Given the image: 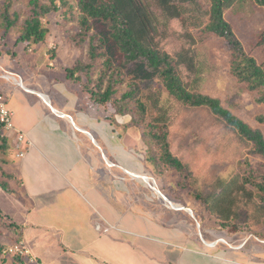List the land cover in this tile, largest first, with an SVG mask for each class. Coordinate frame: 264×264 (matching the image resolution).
I'll return each instance as SVG.
<instances>
[{
  "label": "trees",
  "instance_id": "obj_1",
  "mask_svg": "<svg viewBox=\"0 0 264 264\" xmlns=\"http://www.w3.org/2000/svg\"><path fill=\"white\" fill-rule=\"evenodd\" d=\"M241 1L23 0L26 11L18 13L12 10V0H0V40L15 31V45L25 44L36 52L48 37L45 19L58 13L69 17L77 27L73 49L81 52L86 47L88 62L78 59L66 67V80L96 108L109 110L105 120L112 125L114 116H125L130 119L124 127L143 129L148 141L144 139L142 164L150 178L163 188L159 179L174 174L182 190L193 186V200L204 205L221 228L264 240V234H254L264 226V163L252 164L248 159L264 160V135L224 108L219 99L198 90L201 67L196 46L216 38L229 53L231 75L257 94V104L264 105V63L245 52L225 19L226 12ZM253 2L264 9V0ZM257 45L264 49V30ZM50 58L55 59L54 51ZM163 89L173 102H162ZM170 104L178 105V110ZM192 109L208 114L198 130L201 141L210 146L203 150L194 148L198 133L182 117V112ZM257 121L264 124V116ZM7 148L0 123V151ZM221 160L237 163V172L228 179L212 174ZM13 178L1 172L0 188L6 193L11 194L8 183ZM18 228L0 211V264L7 260L24 264L25 258L2 257L9 245L3 232L11 235Z\"/></svg>",
  "mask_w": 264,
  "mask_h": 264
},
{
  "label": "crops",
  "instance_id": "obj_2",
  "mask_svg": "<svg viewBox=\"0 0 264 264\" xmlns=\"http://www.w3.org/2000/svg\"><path fill=\"white\" fill-rule=\"evenodd\" d=\"M2 65L1 71L15 76V81L0 79V94L13 112L14 126L12 131L4 130L8 148L0 151V178L1 172L14 177L8 183L14 196L17 187L30 185L28 205L19 214L26 219L15 223L20 227L10 235L9 245L15 238L22 241L44 264H264V240L256 236L243 237L233 246L220 239V231L204 227L202 233L201 227L199 240L194 232V211L180 198L168 195L167 184L161 188L156 181L154 187L149 179L135 175L139 163L132 151H126L135 150L131 133H124L126 148L119 152L122 133L116 132V123L103 121V114L93 121L82 110L76 111L79 87L65 76L62 84H54L61 91L54 94V100L53 87L33 71V65L13 69L14 74ZM72 86L76 91L69 89ZM118 118L128 123L125 116ZM93 124L100 126L96 135ZM106 125L112 133L102 131ZM19 133L26 142L17 148ZM89 134L93 143L97 136L99 147L92 145ZM100 151L106 152L103 158ZM118 154L127 169L116 162ZM139 165L150 178L142 163ZM117 171L127 173L143 193L136 194L134 187L128 193L118 183L114 185L121 178ZM4 192L0 188L2 196ZM180 213L189 217L178 219ZM150 245L154 246L152 252L147 249ZM24 264H29L27 259Z\"/></svg>",
  "mask_w": 264,
  "mask_h": 264
},
{
  "label": "rangeland",
  "instance_id": "obj_3",
  "mask_svg": "<svg viewBox=\"0 0 264 264\" xmlns=\"http://www.w3.org/2000/svg\"><path fill=\"white\" fill-rule=\"evenodd\" d=\"M12 1L13 11H16L18 13H23L24 11H26L23 5V0ZM225 19L232 26V29L239 41L242 43L245 52L254 57L258 63L263 64L264 49L261 46L257 45V42L258 34L264 30V9L260 6H257L253 2V0H242L231 10L226 12ZM45 21L46 27L48 28L49 32L46 43L41 49L36 50L35 52L31 47H28L25 44L19 43L15 45L17 33L15 31H12L8 35H6L4 39L0 40V63H3L5 65H2V67L9 68L6 71L10 70L11 73L14 72L13 69L19 67L24 68L26 66H29L28 64L33 65V71L39 72L40 76L44 77V79L47 78V80L49 81V85L53 87L55 93L53 92L51 96L54 98V100H56V96H54V94L57 95V93H61V91L57 89L58 85L54 84H62L60 83V80H62L65 76V68L72 66L78 59L85 63L88 62L87 48L85 47L83 50H81V52L73 49L74 45L72 43V37L75 36L77 27L69 17H65L62 13H58L55 15H50L45 19ZM196 50L198 52V61L200 62L201 67V83L198 90L203 94L219 99L224 108L229 109L237 117L249 124L253 129L261 130L264 135V124H261L257 121L258 117L264 116V105L257 104V102L255 101L258 97L257 94L247 91L246 88L238 83L236 79L231 75L229 70V53L226 51L222 41L216 38H209L208 40L197 44ZM53 51L55 53V59L50 58ZM31 74H34V72H32ZM21 76H23V74H21ZM14 77L15 76H12L8 73H3V71L0 72L1 80L4 79V81H11L10 83H14ZM39 77L37 76V79L38 82L41 83ZM55 77L56 80H54ZM18 80L22 82L21 79L17 78L16 81ZM18 89L22 90L21 87H18ZM69 89L71 91H76V88L74 86ZM123 89H125V87H122V90ZM77 97L80 100L79 102H75L76 104H78L75 108L76 111L82 110L83 114L91 117L93 121L99 120L100 114H103V116L101 117L103 121L105 120V117L107 118L108 115H111V112L109 110L104 112L102 109L99 110L98 108L93 107L92 104L84 96L80 97L79 95H77ZM160 98L162 102H168L169 100L170 102H173L164 89L162 90V93H160ZM170 105H172L169 107L171 109L178 110L179 108V106L176 104ZM182 117L185 119L184 121H187L191 125H193V132L198 133L200 126L208 119V114L203 110L192 109L186 111L185 113L182 112ZM127 119L130 118L127 117ZM123 120L125 119H119L118 116L113 117V123H116L117 125L116 132L122 133V138L118 136V151L123 152L122 150L126 148L123 147L126 146L124 144L127 141L125 139L126 136L124 133H131L134 138L133 141L135 144V150H131L128 148H126L127 150H125L132 151L133 158L137 159V162L141 164L143 155L142 153L146 148L144 139L146 141H148V139L146 137L143 139V129L137 127H124L125 122H123ZM93 125L95 126V129H93V133H95L96 135L97 130L100 129V126L98 124ZM103 130H105L106 133H112L109 125H106L102 129V131ZM89 137L91 139L92 145H94L95 147L100 146V140L97 138V136V143H93L91 134H89ZM190 139L192 140L191 137ZM201 139L202 137L200 133H198L197 137L193 138V145H195L194 148L203 150L204 147H210L207 143L201 141ZM105 153L102 152L100 154L102 158L104 157ZM248 159L252 164H256L259 162L264 163V160H262L260 157L250 156ZM116 162L120 167L124 169L128 168L127 164L122 162V157H120V154H118ZM139 164L138 173L133 174L142 177L146 175V173ZM236 172L237 163L229 160H221L219 162H216L212 167V174L215 177H219L221 179H228ZM117 173L121 178L128 179L126 181H120L121 178H118L117 180H114V185L118 183L119 187H122V190L128 193L132 187H134L135 192L141 191V187L138 186L136 182H133L134 180H130V177L127 173L122 171H117ZM159 180L160 182L164 181V184H167L166 187H164L167 193H169L171 196L179 195L181 200L180 202L184 203V205L194 211L196 220L194 222L192 219V221L194 222L193 226L194 232L196 233L195 236H197L199 240H201L202 236L199 235L198 229H200L201 227L202 233L204 231V227L211 228L215 231H220L221 233L217 234L220 236V239L225 238V240H229L230 244L233 246L239 244L243 237L248 238L250 236V233H231L227 229L221 228L218 225V221L210 216L207 211H205L204 205H201L200 202L193 200V186L188 189L189 191L182 190L178 185H176L177 183H179V179L174 174L168 173ZM9 183L11 182L9 181ZM15 192L17 193L15 194V196L6 192H4L3 196L2 194H0V210L3 213H6L10 220L14 221L15 223H19L21 222V220L25 221L26 219L25 217L20 218L19 214H21L22 211L21 207H26L28 205V199L30 198V185L27 184L22 187H17L15 189ZM141 192H137L136 194H140ZM156 194L160 195V193L158 192ZM150 195L154 194L150 193ZM168 205L171 207L170 203H168ZM182 208L178 210H183ZM25 213L23 212V215ZM184 217L188 218L189 216L187 214L180 213L179 217L177 218L184 219ZM190 217L193 218L192 215H190ZM96 220L98 219L96 218ZM254 234H264V226ZM11 238L12 236L8 235L7 231L3 232V239L6 240L5 242L7 244L11 243ZM203 238L205 239L207 237L203 236ZM153 247L154 246L150 245L147 249L152 252ZM9 263L10 260H7L5 264Z\"/></svg>",
  "mask_w": 264,
  "mask_h": 264
},
{
  "label": "built area",
  "instance_id": "obj_4",
  "mask_svg": "<svg viewBox=\"0 0 264 264\" xmlns=\"http://www.w3.org/2000/svg\"><path fill=\"white\" fill-rule=\"evenodd\" d=\"M6 101L7 99L0 94V123L3 125L4 130L12 131L14 129L13 112L8 108ZM17 140H18L17 148H20V145L26 142L25 135L23 133H19L17 136ZM27 144L29 145V143ZM19 156L23 157V154H20ZM151 181H152V185L156 187L155 181L153 179H151ZM109 228H114V227H109ZM99 229L100 226L97 225L96 230ZM4 256H11V257L17 256V257L25 258L27 259L29 264H44L42 262H39L36 258L33 257L29 249L25 246V244L22 241H18L14 244L6 246L2 251V257Z\"/></svg>",
  "mask_w": 264,
  "mask_h": 264
},
{
  "label": "bare ground",
  "instance_id": "obj_5",
  "mask_svg": "<svg viewBox=\"0 0 264 264\" xmlns=\"http://www.w3.org/2000/svg\"><path fill=\"white\" fill-rule=\"evenodd\" d=\"M144 177L147 178V179H149V177H147L146 175H144ZM173 206H175V205H173Z\"/></svg>",
  "mask_w": 264,
  "mask_h": 264
},
{
  "label": "clouds",
  "instance_id": "obj_6",
  "mask_svg": "<svg viewBox=\"0 0 264 264\" xmlns=\"http://www.w3.org/2000/svg\"><path fill=\"white\" fill-rule=\"evenodd\" d=\"M149 179H150L149 181H151L152 178H149ZM157 192L159 193V191H157Z\"/></svg>",
  "mask_w": 264,
  "mask_h": 264
},
{
  "label": "water",
  "instance_id": "obj_7",
  "mask_svg": "<svg viewBox=\"0 0 264 264\" xmlns=\"http://www.w3.org/2000/svg\"><path fill=\"white\" fill-rule=\"evenodd\" d=\"M189 212L192 214V212L189 210Z\"/></svg>",
  "mask_w": 264,
  "mask_h": 264
}]
</instances>
